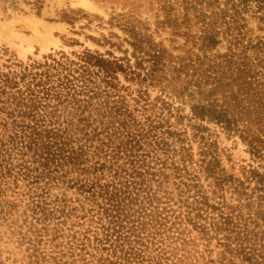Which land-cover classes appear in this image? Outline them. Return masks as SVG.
<instances>
[{"label": "trees", "instance_id": "trees-1", "mask_svg": "<svg viewBox=\"0 0 264 264\" xmlns=\"http://www.w3.org/2000/svg\"><path fill=\"white\" fill-rule=\"evenodd\" d=\"M186 3V56H0V264H264V0Z\"/></svg>", "mask_w": 264, "mask_h": 264}, {"label": "rangeland", "instance_id": "rangeland-1", "mask_svg": "<svg viewBox=\"0 0 264 264\" xmlns=\"http://www.w3.org/2000/svg\"><path fill=\"white\" fill-rule=\"evenodd\" d=\"M186 2L0 0V56L13 54L21 60L40 59L57 50L70 52L84 47L116 56H132L134 48L130 41L134 40V33L147 39L154 48H163L172 58L186 56L194 44L190 39L196 40L200 33L198 10L195 7L187 10ZM248 16V28L259 33L258 20ZM23 39H32V46H24ZM225 50L224 43L216 51ZM156 93V89L153 90V94ZM219 141L226 166L250 160L247 145L238 136L220 132Z\"/></svg>", "mask_w": 264, "mask_h": 264}, {"label": "bare ground", "instance_id": "bare-ground-1", "mask_svg": "<svg viewBox=\"0 0 264 264\" xmlns=\"http://www.w3.org/2000/svg\"><path fill=\"white\" fill-rule=\"evenodd\" d=\"M36 29H37V26H36ZM39 30V29H38ZM42 32V31H41ZM23 45L26 46V47H31L33 42H32V39H23L22 41Z\"/></svg>", "mask_w": 264, "mask_h": 264}]
</instances>
